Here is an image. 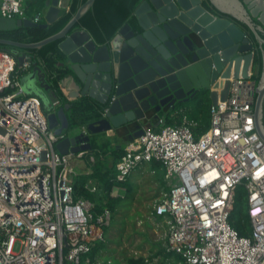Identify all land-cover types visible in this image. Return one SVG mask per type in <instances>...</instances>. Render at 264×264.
<instances>
[{
    "label": "built area",
    "instance_id": "obj_1",
    "mask_svg": "<svg viewBox=\"0 0 264 264\" xmlns=\"http://www.w3.org/2000/svg\"><path fill=\"white\" fill-rule=\"evenodd\" d=\"M27 1L0 0V17L42 23L45 13ZM15 58L0 50V264H102L90 252L111 213L73 194L72 159L93 155L56 152L59 136L37 97L20 87ZM254 87L251 75L230 79L226 99L210 105V125L197 137V122L182 108L179 123L157 117L158 129L142 125L123 147L115 182L144 163L163 171L168 187L147 219L164 249L182 260L164 264H264V143L254 126ZM237 185L245 189L249 236L229 224ZM85 188L98 190L90 182Z\"/></svg>",
    "mask_w": 264,
    "mask_h": 264
},
{
    "label": "water",
    "instance_id": "obj_2",
    "mask_svg": "<svg viewBox=\"0 0 264 264\" xmlns=\"http://www.w3.org/2000/svg\"><path fill=\"white\" fill-rule=\"evenodd\" d=\"M93 1L86 0L58 32L40 41L0 38L16 48L11 53L18 67L30 60L26 50L62 39L58 89L36 65L20 78L23 92L37 97L48 128L59 136L56 152H91L123 128L137 137L143 122L199 96H208L211 104L225 100L230 79H248L257 55L261 75L254 87L253 120L264 143V0H207L208 6L204 0H142L133 11L134 24L124 23L104 44L84 30L69 32ZM69 3L47 0L39 24L0 17V30L46 27ZM81 98L92 103L93 112L76 126L66 111Z\"/></svg>",
    "mask_w": 264,
    "mask_h": 264
},
{
    "label": "trees",
    "instance_id": "obj_3",
    "mask_svg": "<svg viewBox=\"0 0 264 264\" xmlns=\"http://www.w3.org/2000/svg\"><path fill=\"white\" fill-rule=\"evenodd\" d=\"M46 1L47 0H29L25 3L28 5L30 10L35 9L44 12ZM85 1L86 0H70L67 10H61L57 14L56 19L50 22V24L48 23L46 27H16L10 30H0V38L23 43L40 41L58 32L72 17L77 8ZM141 1L142 0H94L90 8L79 18L75 25L71 27L69 32H73L78 29L84 30L96 43L104 44L121 26H123L124 23L134 24L133 11ZM42 22H44V18L42 19ZM61 41L62 39H57L41 46L38 49L26 50L30 58L28 67L26 69H22L18 67L17 64L15 65V74L18 81H20V78L24 73L26 74L29 69L36 65L48 75L47 82L50 87L52 89H58V81L61 78L60 76L64 73V70H62L59 66V62L63 59V54L58 47ZM12 49L16 48L8 44L0 43V50L13 54L11 53ZM19 51H22V49H19ZM256 58L260 64L261 57L257 55ZM259 73L260 66L258 73L251 76V78L255 81V84L258 82ZM6 91H9V89ZM189 102L193 103V106L190 113H187V116L189 119L197 122V125L192 128L194 136L197 137L210 125L209 107L211 103L209 97L206 95L201 97L199 96ZM92 112V103L88 99L81 98L70 102V107L67 109V116L69 118V122L77 126V124L85 123L91 117ZM154 119L156 118H150L149 122ZM179 121V116H174V118L169 119L168 115H166V124L179 123ZM148 125L151 126L150 123ZM108 145H110V143L107 141L102 143L103 147ZM123 151V148H116L114 146L113 149L111 148L105 151L101 150L99 152H93L91 172L89 174L78 175L73 182V194L75 196L82 197L93 202L97 212H102L103 209L108 210L111 213V217H113L115 213L117 204L126 200L124 196L111 195L114 187H120L122 186V183L127 181V178L120 182L114 181V165L121 157ZM88 179H92L96 182L95 185L98 187L96 192L90 193L85 188V184L88 182ZM127 186L130 188V185ZM129 188L125 190L126 195L131 191V188ZM245 196V189L243 185H237L233 195V207L229 214V224L238 232L239 235L249 236L251 234V227L246 214ZM104 198L106 199L105 202L103 201ZM104 247L105 244L102 240L96 242L91 249L90 255L100 257L101 250ZM159 255L162 257L161 260H156L154 262L152 258L147 259L144 256L132 255L124 257L123 263L118 262L116 259L108 262V258H105L102 261V264H164L165 259L167 258H170L175 263H181L182 261L177 254H174L171 251H166L165 249H158L156 254L154 253L153 257ZM145 259H147V261H145Z\"/></svg>",
    "mask_w": 264,
    "mask_h": 264
},
{
    "label": "rangeland",
    "instance_id": "obj_4",
    "mask_svg": "<svg viewBox=\"0 0 264 264\" xmlns=\"http://www.w3.org/2000/svg\"><path fill=\"white\" fill-rule=\"evenodd\" d=\"M257 64L259 66L258 60ZM106 147L109 148L110 145ZM106 147L93 149L91 152L105 151ZM71 165L75 170L79 169L84 165V160H77L74 158L71 161ZM149 171L150 169L147 167L142 174V178L139 180L142 182L145 181L143 184L138 185V183L133 180L136 184H133V186L136 188L132 187V191L127 195L125 194L126 191L122 188L114 187L112 189L111 195L114 196L118 193L119 195L124 196L126 200L117 204L109 226L104 229V238L102 241L104 242L105 247L101 250L100 257L98 256L101 262L105 258H108V262L116 259L118 262L123 263L124 257L132 255L144 256L147 259L152 258L154 261L161 260V255L156 257L153 256L158 249H164L163 243L157 235L154 234L153 226L150 224L146 216H142L151 204V201L148 203L147 200L151 193L145 189V186L148 185V181L144 179L149 177ZM129 177L131 180L134 178L132 175ZM162 183L164 184L166 181L164 180ZM123 187L126 188L127 184L125 183ZM161 194L162 192L160 195ZM105 200L106 199L104 198L103 201L105 202Z\"/></svg>",
    "mask_w": 264,
    "mask_h": 264
},
{
    "label": "crops",
    "instance_id": "obj_5",
    "mask_svg": "<svg viewBox=\"0 0 264 264\" xmlns=\"http://www.w3.org/2000/svg\"><path fill=\"white\" fill-rule=\"evenodd\" d=\"M208 2V1H207ZM227 2H229L230 4H232L233 6H236V4L234 3V2H232V1H227ZM45 11H46V8H45V10H44V13H45ZM254 21V20H253ZM78 30H81V29H78ZM254 64H256L255 65V67H254V69L252 70V73H251V76L252 75H255L256 73H258V64L255 62ZM62 68V67H61ZM261 72V71H260ZM260 73H259V79H260ZM258 79V80H259ZM20 82V81H19ZM20 85H21V82H20ZM21 87V86H20ZM64 94H65V92H64ZM28 95H30V94H28ZM255 96V95H254ZM211 103V102H210ZM192 106H193V103H188L187 105H185V106H182V107H180V109H182V108H184L185 110V113L187 114V113H190V111L192 110ZM66 113H67V111H66ZM175 113H176V111H168V112H165V113H161L160 115H159V117H162V118H164V120H165V118H166V115H168V117H169V119L170 118H174V116H175ZM177 115V114H176ZM188 115V114H187ZM158 117V118H159ZM158 118H156V119H154L153 121H151V122H149L150 120H148V121H145V122H143L142 123V125H147V124H151V126L154 128V129H158L159 128V126L157 125V119ZM131 128H132V130H135V128H134V126L133 125H131ZM130 128V129H131ZM128 132L129 131H127V130H124V128L123 129H120V131L117 133V135L115 136H111V135H109V134H111V133H108V137H106V138H104V139H102L101 140V142H100V144H99V146L97 147H95V149H97V148H100V147H102L103 148V146H102V143L104 142V141H109V143H110V147L109 148H107L106 146V150H108V149H113L114 148V146L116 147V148H123L124 146H125V144H126V142H128L129 141V139H130V136L128 135ZM91 154L93 153V152H90ZM84 160V165L83 166H81L79 169H74L75 170V172L77 173V176L78 175H80V174H89L90 172H91V166H92V163L90 162V161H88L87 160V158H85V159H83ZM147 167H149V169H150V171H149V177H146V178H144L146 181H148V185H146L145 186V189L146 190H148V192H150L151 193V195L147 198V200H148V203L151 201V204L149 205V207L146 209V211H145V213L144 214H142V216H146V218H147V216H148V212H150L151 210H152V205H153V201H155L156 199H158V197H159V195H160V193L161 192H163V191H165V190H167V184L166 183H162V181H164V179H163V171L161 170V168L158 166V164L157 163H155V162H149V163H144V164H142L139 168H137V169H135L130 175H132V176H134V178H132V180L131 179H129L130 177V175L128 176V178H127V181H125L124 183H126L127 185H130V188H132V187H134L133 186V184H135L134 183V181L136 182V183H138V185L139 184H143L145 181H139L140 180V178H142V174H143V172L146 170V168ZM134 180V181H133ZM88 182H90L91 184H96V182L94 181V180H92V179H88ZM124 183H122V186H120L119 188H122L123 190H126V189H128L129 187L127 186L126 188H124L123 187V185H124ZM136 185V184H135ZM129 188V189H130ZM134 188H136V187H134ZM131 191H132V189H131ZM149 193V194H150ZM115 195H118V196H121V195H119L118 193L117 194H115ZM140 217V216H139ZM143 218V217H142ZM137 219H139V218H137ZM153 232H154V234H156L157 235V232H156V230L154 229V227H153Z\"/></svg>",
    "mask_w": 264,
    "mask_h": 264
},
{
    "label": "bare ground",
    "instance_id": "obj_6",
    "mask_svg": "<svg viewBox=\"0 0 264 264\" xmlns=\"http://www.w3.org/2000/svg\"><path fill=\"white\" fill-rule=\"evenodd\" d=\"M204 3H205V4H208L207 0H204ZM208 5H209V4H208ZM208 5H207V6H208ZM28 57H29V56H28ZM27 62H28V65H29V61H27ZM25 69H26V68H25Z\"/></svg>",
    "mask_w": 264,
    "mask_h": 264
},
{
    "label": "flooded vegetation",
    "instance_id": "obj_7",
    "mask_svg": "<svg viewBox=\"0 0 264 264\" xmlns=\"http://www.w3.org/2000/svg\"><path fill=\"white\" fill-rule=\"evenodd\" d=\"M206 5H208V4H206Z\"/></svg>",
    "mask_w": 264,
    "mask_h": 264
}]
</instances>
